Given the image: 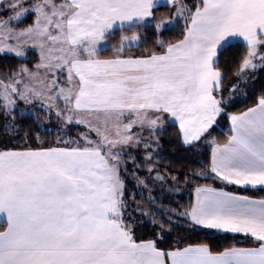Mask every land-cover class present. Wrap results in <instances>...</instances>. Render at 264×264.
<instances>
[{
	"label": "snow or ice",
	"instance_id": "snow-or-ice-1",
	"mask_svg": "<svg viewBox=\"0 0 264 264\" xmlns=\"http://www.w3.org/2000/svg\"><path fill=\"white\" fill-rule=\"evenodd\" d=\"M29 51L33 67L0 75L5 133L19 135L21 102L59 126L52 142L25 131L0 147V264H264V196L208 183L187 205L152 195L155 182L179 195L208 179L264 190V0H0V55ZM249 90L251 106L228 111ZM225 114L221 142L211 130ZM169 126L191 155L210 147L182 181L157 163ZM177 225L253 244L213 251L178 236L162 247Z\"/></svg>",
	"mask_w": 264,
	"mask_h": 264
},
{
	"label": "trees",
	"instance_id": "trees-1",
	"mask_svg": "<svg viewBox=\"0 0 264 264\" xmlns=\"http://www.w3.org/2000/svg\"><path fill=\"white\" fill-rule=\"evenodd\" d=\"M158 14H166L168 12L167 8H160L157 10ZM165 37L175 38L173 33H164ZM139 49L134 50L131 54H139ZM106 53L105 55H107ZM36 57V55H35ZM31 59L27 60H20L16 59L11 55H0V72L5 73L7 71L15 70L20 62L27 61L28 65H31ZM259 89V83H257V90ZM253 92L251 90L248 91V99L242 97L239 101L235 102L232 106L228 108V111H239L244 109L247 106H251L252 99H253ZM5 120L6 117L0 113V147L5 146V141H13L15 143H19L24 136L25 131H28L29 136L32 137L30 143L35 142V135L39 132L41 137L52 142L54 138L57 136L56 129L48 128V127H37V124H40L39 117L35 114H22L16 111V121L15 123L19 125L18 136H12L10 134L5 133ZM227 117L226 114L218 118V124L213 127L211 133L213 136L217 137L218 140H222L225 136V130L227 129ZM47 129H51V131H47ZM81 129H77L76 127H72L69 130V135L75 137L78 135V131ZM76 133V134H75ZM174 129L173 127L169 126L167 129V133H165L162 137V148L160 149L162 159H160L157 163L159 165V170L163 173L165 172V166H167V170L173 173H178L181 175V181L183 180V173L186 171H195L200 169L201 167H207V164L210 159L209 154V146L206 144L200 145L201 152L197 153L196 155H191L189 150L185 149L182 145L175 142L174 138ZM64 136H61V139H64ZM7 146L11 147L12 143H8ZM140 160L143 159V152L137 154ZM129 169L133 166L131 163L128 165ZM141 176L147 177L149 174L146 169H141L140 173ZM154 175V173H153ZM170 181V177H169ZM204 182H213L215 184H219L217 180L208 179V180H198L193 181L190 185H184L182 182L179 185L181 192L179 195H171L168 192V184H163L161 182H156L155 186L152 188V195L155 197H162L163 199H157V205L160 203L168 204L171 201L173 207H176L175 202H179L180 204L187 205L190 203L191 200V192L192 187H194L195 183H204ZM134 181L129 182V189L132 188ZM151 187V181H150ZM145 190V189H144ZM148 192V190H147ZM244 192L252 193L255 195H262L264 190H257L254 192L244 190ZM142 197L139 193L136 195V200H141ZM137 219L139 217L137 216ZM151 232V226L145 224L144 227L137 228V234H143L145 237ZM183 237L181 241V246L185 243H206L209 244L213 251H222L226 247L240 246V245H250L252 244V240L249 238H243V236L239 234H233L228 232H218L211 229H205L202 227H197L195 229L188 228L187 226H180L177 225L175 229L171 232L170 235L166 237L167 243L161 244L162 247H167L170 245L174 238L176 237Z\"/></svg>",
	"mask_w": 264,
	"mask_h": 264
},
{
	"label": "rangeland",
	"instance_id": "rangeland-1",
	"mask_svg": "<svg viewBox=\"0 0 264 264\" xmlns=\"http://www.w3.org/2000/svg\"><path fill=\"white\" fill-rule=\"evenodd\" d=\"M118 36H119V33H117V39H118ZM112 42H115V40L114 41H112ZM35 55H36V57H35ZM14 57V56H13ZM31 59V60H29L30 61V63H31V65H28L30 68L31 67H33L37 62H38V60H39V56L37 55V53L36 52H33V51H29L28 52V54H27V59ZM26 59V60H27ZM28 64V62L27 61H23V62H20L19 64H18V66L20 65V64ZM17 66V67H18ZM3 73L2 72H0V75H2ZM243 97V95L242 94H240V93H238L237 94V99H236V102L237 101H239L241 98ZM58 103H62V102H58ZM39 107H40V105H39V103H37L35 106H33V105H24L22 102L21 103H19L18 105H17V109H16V111H18L19 113H22L21 112V110H23V109H30L31 111H23V113L22 114H27V113H30V114H35V115H37L38 117H39V122H40V125H43V126H45V127H48V128H53V129H57V127L59 126V123H58V121H57V119H56V117H55V114L53 113V115H52V119L51 120H48V119H45V114L44 113H41V112H39L38 111V109H39ZM75 128V127H74ZM79 129H81L80 131H83L84 129L81 127V128H79ZM76 134V133H75ZM145 135H146V133H145ZM156 183V182H155ZM147 188H145V190H144V195L145 196H147V194H148V192H147Z\"/></svg>",
	"mask_w": 264,
	"mask_h": 264
},
{
	"label": "crops",
	"instance_id": "crops-1",
	"mask_svg": "<svg viewBox=\"0 0 264 264\" xmlns=\"http://www.w3.org/2000/svg\"><path fill=\"white\" fill-rule=\"evenodd\" d=\"M31 19H32V17H31V16H28V17L25 19L24 23H22V24H20V25H18V26H19V27H23L24 24H26V23H28V22H31ZM126 54H131V53H126ZM37 55H38V54H37ZM242 110H243V109H242ZM239 111H241V110H239ZM227 127H228V123H227ZM224 138H225V136H224ZM224 138L221 140V142L224 140ZM209 154H210V147H209ZM217 181H218V180H217ZM218 182H219V181H218ZM204 183L212 184L214 187H217V188H225L226 191L238 192V193L241 194V195L253 196V197H255V198H259V197H261V196H264V193H263L262 195H255V194H252V193L244 192V190H248V191H251V192H254V191L259 190V188L253 189V188H251V186L245 188V187H243V186L227 185V184H223V183H221V182H219V184H215V183H213V182H204ZM202 184H203V183H202ZM192 196H193V193L191 192V198H192ZM211 230H214V229H211ZM214 231H217V230H214ZM228 233H229V232H228ZM237 234L243 236V238H249V239H251V240H252V244H253V238L248 237V236H246L245 234H242V233H237ZM252 244H250V245H240V246H237V247H250V246H252Z\"/></svg>",
	"mask_w": 264,
	"mask_h": 264
}]
</instances>
